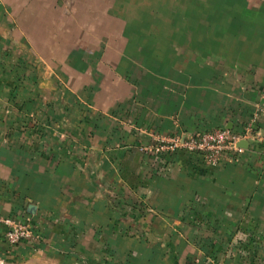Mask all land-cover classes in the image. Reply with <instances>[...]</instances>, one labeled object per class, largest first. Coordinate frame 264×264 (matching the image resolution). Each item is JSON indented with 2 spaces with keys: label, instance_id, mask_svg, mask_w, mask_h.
Wrapping results in <instances>:
<instances>
[{
  "label": "crops",
  "instance_id": "1",
  "mask_svg": "<svg viewBox=\"0 0 264 264\" xmlns=\"http://www.w3.org/2000/svg\"><path fill=\"white\" fill-rule=\"evenodd\" d=\"M226 1L0 0V68L34 65L0 91V264H264V5ZM246 125L217 167L150 151Z\"/></svg>",
  "mask_w": 264,
  "mask_h": 264
},
{
  "label": "built area",
  "instance_id": "2",
  "mask_svg": "<svg viewBox=\"0 0 264 264\" xmlns=\"http://www.w3.org/2000/svg\"><path fill=\"white\" fill-rule=\"evenodd\" d=\"M250 125L243 126L242 130L234 131L227 128H218L212 131L196 133L186 139L161 138L150 148L155 155L167 152L184 151L199 155L207 166L217 167L224 159H233L244 152L238 145L253 137ZM6 226V240L10 246H19L36 239V234L30 220L2 219Z\"/></svg>",
  "mask_w": 264,
  "mask_h": 264
},
{
  "label": "rangeland",
  "instance_id": "3",
  "mask_svg": "<svg viewBox=\"0 0 264 264\" xmlns=\"http://www.w3.org/2000/svg\"><path fill=\"white\" fill-rule=\"evenodd\" d=\"M242 1L245 2V0H227L225 3L226 9H230V8H232L233 10L236 8L239 9L241 6L244 5V3H242ZM247 1H248L249 9H248V17H246V19L248 21H253V20H255V13L254 12H257V10L260 8V6L264 5V0H247ZM213 5H215V4H213ZM220 5H222V3L217 4L216 8H214V9L223 10V6L219 7ZM234 15H233V19L229 20V26H231L232 28H238L240 25L238 24L237 20L234 18L235 17ZM253 37L257 38V34H254ZM237 41L238 40L236 38H232L231 43L234 45ZM11 52L12 51L7 52V57L9 55L13 54V52L12 53ZM5 53L6 52H4V54ZM16 53H20V51H18ZM23 64H25L27 67L24 66V68H23ZM33 66L34 65L28 60V58L26 59V61L25 60L21 61V63L17 64V66L14 65L13 67H11L9 65L8 68H4L2 66V68H0V76L5 75L7 77H12L13 82L10 83L9 81H7V84H5V86L0 87V91H3L4 87L7 89V91L13 90V94H15V92L17 93V91L22 92L23 90L20 89L21 87H23V89L25 91L30 90L32 88V84L30 82L23 81V84H20V83H16V81H14V80L17 78V76H22V73H23V75L25 74V76H27L26 74H28V73L30 74V76H32V74L34 72ZM30 79H31V77H30ZM4 91H5V89H4ZM25 220H29V219H24V221Z\"/></svg>",
  "mask_w": 264,
  "mask_h": 264
},
{
  "label": "water",
  "instance_id": "4",
  "mask_svg": "<svg viewBox=\"0 0 264 264\" xmlns=\"http://www.w3.org/2000/svg\"><path fill=\"white\" fill-rule=\"evenodd\" d=\"M240 148H245L247 146V142L246 141H242L239 143L238 145ZM34 209V206H30V211H32ZM33 212V211H32Z\"/></svg>",
  "mask_w": 264,
  "mask_h": 264
},
{
  "label": "trees",
  "instance_id": "5",
  "mask_svg": "<svg viewBox=\"0 0 264 264\" xmlns=\"http://www.w3.org/2000/svg\"><path fill=\"white\" fill-rule=\"evenodd\" d=\"M243 9H244V7L242 9L241 8H239V9L236 8L234 10L231 8V11L233 12V14H235L237 16L239 14L240 10H243ZM237 22H238L239 25H241V23L239 22V20H237Z\"/></svg>",
  "mask_w": 264,
  "mask_h": 264
}]
</instances>
